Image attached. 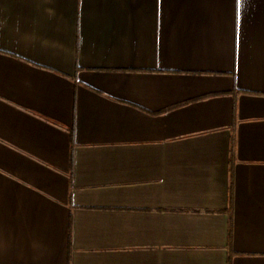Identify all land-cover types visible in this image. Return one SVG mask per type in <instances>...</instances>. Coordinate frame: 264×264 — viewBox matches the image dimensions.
Returning a JSON list of instances; mask_svg holds the SVG:
<instances>
[{"label":"crops","instance_id":"obj_1","mask_svg":"<svg viewBox=\"0 0 264 264\" xmlns=\"http://www.w3.org/2000/svg\"><path fill=\"white\" fill-rule=\"evenodd\" d=\"M0 264H264V0H0Z\"/></svg>","mask_w":264,"mask_h":264}]
</instances>
